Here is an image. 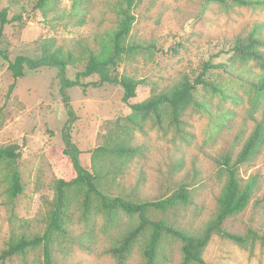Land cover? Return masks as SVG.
<instances>
[{
	"label": "rangeland",
	"instance_id": "obj_1",
	"mask_svg": "<svg viewBox=\"0 0 264 264\" xmlns=\"http://www.w3.org/2000/svg\"><path fill=\"white\" fill-rule=\"evenodd\" d=\"M72 1L52 0L50 9L40 11L34 9L37 0H0V10L12 8L22 14L20 23L3 28L0 50L10 58H35L43 40L65 49L83 43L99 50L100 42L108 41L106 33L116 26L110 10L114 0H83L80 13H70ZM132 12L135 21L125 45L139 44L144 49L117 59L112 73L139 83L137 101L168 92L184 78L194 82L207 62L236 64L229 74L212 70L205 78L220 83L237 98L213 95L195 85L194 93L204 110L187 108L179 125L168 118L160 126L151 119H138L132 125L118 86L62 90L58 71L52 68L14 80L8 63L0 59V148L17 146L15 165L23 186L22 193L10 200L8 169L0 164V252L12 237L44 232L55 181L74 176L62 154L61 131L68 119L65 101L75 117L73 142L82 166L90 173L114 171L111 163L119 167L111 158L92 160L93 151L124 138L123 130L130 126L128 143L135 152L123 161L120 171L106 176L101 186L106 195L135 203L155 202L184 187L185 203L166 212L150 210L148 216L194 236L201 235L216 214L226 183V173L217 160L228 156L234 162L261 119L264 105V96H255L249 85L254 75L264 72L252 62L238 67L229 50L237 38L247 37L254 29L264 37V9L209 0H136ZM81 69L68 67L66 77L74 79ZM82 82H98V77ZM238 177L241 184L254 177L256 187L244 211L228 218L223 229L248 239L239 245L213 235L202 252L205 264H264V144L250 162L238 167ZM82 195L79 190L69 192L68 234L54 242L55 263L118 264L108 251L120 244L137 224V217L117 213L109 220L94 202L85 210ZM148 237L149 231L135 241L124 264H144ZM181 246L178 240L164 236L158 263L183 264ZM0 264H43L42 247L0 260Z\"/></svg>",
	"mask_w": 264,
	"mask_h": 264
},
{
	"label": "trees",
	"instance_id": "obj_2",
	"mask_svg": "<svg viewBox=\"0 0 264 264\" xmlns=\"http://www.w3.org/2000/svg\"><path fill=\"white\" fill-rule=\"evenodd\" d=\"M83 0H73L70 6V13H80V3ZM136 0H114L110 6L111 12L116 17L115 28L106 33V38L100 42V49L95 50L87 44H75L71 48L55 47L51 40H43L40 46L38 57L31 58L18 55L10 58L6 51L0 50V59L8 63V70L14 80L24 78L28 73H36L42 68L56 69L59 74L61 89L81 88L83 91L88 87L98 88L105 84L118 86L122 91V103L130 110L128 122L134 125L138 119H151L153 123L160 126L165 119H169L174 125L181 123L180 118L184 110L189 107L202 111L204 103L196 98L194 93L195 85H200L210 94L219 95L224 98L230 97L235 100V95L227 93L221 84L205 78L212 70H221L229 74V68H235L234 62L228 64L207 62L204 64L201 74L194 82L184 78L168 92L151 95L145 100L137 101V89L139 83L131 78L117 76L112 73L116 67L117 59L122 56H130L137 50L144 49L139 44L125 45L135 16L132 12ZM209 2L224 5L231 2L241 7H258L264 9V0H209ZM53 6L52 0H37L35 10L46 11ZM22 21V14L12 12V8L0 10V35L3 28L9 24H16ZM232 53L231 60H235L239 66L246 67L248 63H255L264 72V37L254 29L247 37L237 38L229 50ZM81 66L74 79L66 77L68 67ZM92 76L98 77V82L84 84L82 80ZM254 80L249 85L255 96L260 99L264 96V74L254 75ZM14 84L9 87L11 93ZM68 119L61 131L63 142L62 154L67 158L73 177L69 179L59 178L54 183V198L51 210L48 215L47 226L42 234L19 235L10 238L7 247L0 252V260L8 259L14 255L24 254L28 250L42 247L43 264H56L53 258V245L61 234H68L67 219L69 216V192L79 190L82 192L81 206L87 210L94 202L96 209L105 214L109 220L117 213L127 216H136L137 224L131 228L122 238L117 247L108 251L113 255L118 264H124L125 260L134 245L135 241L145 232L149 231V237L143 250L144 264H159L157 260L159 246L164 236L174 238L181 242L183 264H205L202 252L211 240L213 235L222 236L236 244L246 243L248 236L241 237L230 234L223 229V223L235 215L240 214L250 202L252 193L256 187L254 177L249 178L244 184L240 183L238 167L250 162L260 151L264 144V105L262 106L261 119L249 135L234 162L228 156L220 158L217 163L223 167L226 173V183L218 199V208L214 217L206 224L204 231L199 236L179 230L164 220H151L148 216L150 210L166 212L175 206L185 203L187 192L184 187L170 196L155 202L135 203L121 197H111L102 191L106 176L120 171V165L127 158L131 157L135 148L130 146V126L124 128V138L112 145L97 147L93 151L92 160L99 158H111L119 167L111 165L114 171H107L104 175L101 172L90 173L86 170L79 159L80 152L72 139V127L75 121L73 109L68 101H65ZM165 118V119H164ZM17 146L0 148V164L5 163L8 169L9 182L7 195L14 200L23 191L20 174L15 163L19 158ZM117 164V165H118ZM251 234V233H250ZM252 237L260 238L255 233Z\"/></svg>",
	"mask_w": 264,
	"mask_h": 264
}]
</instances>
